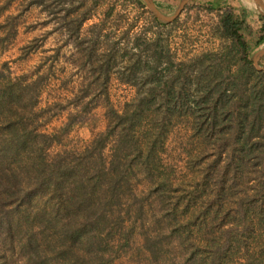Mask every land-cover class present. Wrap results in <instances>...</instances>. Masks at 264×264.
<instances>
[{
	"label": "rangeland",
	"instance_id": "374dc122",
	"mask_svg": "<svg viewBox=\"0 0 264 264\" xmlns=\"http://www.w3.org/2000/svg\"><path fill=\"white\" fill-rule=\"evenodd\" d=\"M78 1L50 5L44 11L35 5L25 9L22 0H13L8 10L0 12V24L7 14L17 15L12 19L15 28L8 25L5 30L1 69L16 79L26 75L36 80L25 88L27 95L20 101L21 110L28 115L25 123L40 132L58 133V141L50 142L45 155L49 161L60 157L62 164L74 166L76 180L102 164L95 153L88 156L83 151L97 133L104 131L108 107L121 110L135 96V88L120 82L115 73L107 82V100L95 94L100 88L97 75L84 64L81 39L70 35L65 26L72 16L65 17V10ZM96 1L93 16L81 27V36H89V27L100 23L103 49L132 24L130 35L143 28L156 30L151 22L153 15L142 0L144 6L136 0ZM180 1L157 0V5L170 15ZM245 1L188 0L174 24L163 28L170 31L175 58L216 49L220 41L211 35V28L218 10L232 9L249 25L244 35L252 59L264 46V42H256L262 34L259 30L264 29V18L251 0ZM5 2L0 0V5ZM90 2L85 0L84 6ZM260 7L264 9V0ZM109 8L112 15L105 19ZM258 64L264 67V55ZM84 89L92 93L78 102L75 96ZM34 92L38 93L35 107L31 106ZM190 132L185 123L171 130L155 160L158 162L150 165L149 175L137 172L129 179L118 178L116 183L101 177L102 191L99 195L97 192L103 203L101 217L90 221L76 213L55 216V198L47 186L37 187L41 182L46 185V175L36 177L28 170L19 171L7 188L11 170L8 164L0 163V264H264V216L257 219L253 214L263 205L260 196L249 197L256 192L255 183L233 181L230 173L224 175V157H217L211 147L199 154ZM111 151L107 146L103 152L107 165ZM214 160L218 165L213 167ZM131 164L138 168L134 161ZM12 165L18 170L16 163ZM109 183L115 192L107 188ZM32 193L36 195L26 197ZM22 199L23 217H19L16 205ZM7 215L18 225L10 228ZM70 224L88 229L89 238L73 240L65 236V230L73 227ZM24 242H31L30 246H22Z\"/></svg>",
	"mask_w": 264,
	"mask_h": 264
},
{
	"label": "trees",
	"instance_id": "16d2710c",
	"mask_svg": "<svg viewBox=\"0 0 264 264\" xmlns=\"http://www.w3.org/2000/svg\"><path fill=\"white\" fill-rule=\"evenodd\" d=\"M12 1L6 0L0 5V12L8 10ZM136 1L144 6L141 0ZM22 2L25 9L35 5L48 11L50 5L71 4L76 0ZM84 5L85 0H79L76 6L65 10V17L72 15L65 26L70 35L81 39L84 64L94 69L97 75L95 79L99 80L100 88L95 94L103 95L107 100V82L115 73L120 82L135 88V96L121 110L111 105L108 107L104 131L97 133L83 151L88 156L95 153L102 164L96 171H87L76 180L78 174L74 166L62 164L60 157L49 161L45 155L50 142L58 141V133L40 132L25 123L28 115L24 109L21 110L20 101L27 95L25 88L34 85L36 80L28 79L26 75L16 79L9 72L5 74L0 67V163L8 164L7 168L11 170L6 187L12 186L19 171L25 173L28 170L36 177L46 175V185L41 182L37 187L47 186L55 198V216L70 214L71 217L72 213H76L87 221L97 219L101 217L103 204L98 199L102 191L99 190L102 187L99 179L106 177L116 183L118 178L129 179L137 172L149 175L150 165L158 162L155 160L171 130L179 123H185L191 131L190 137L198 143L196 149H199V154L211 147L217 157H224V175L230 173L229 178L233 181L242 179V182L255 183L256 192L249 197L260 196L263 206L257 207L253 214L257 219L259 215L264 216V70L253 65L249 43L244 35V31L249 30L245 18L232 9H219L211 28V35L220 41L219 46L176 59L170 45V31L164 32L163 28L174 24L177 19L164 23L152 16L155 31L143 28L130 35L132 24L119 37L107 42V47L103 49L100 23L89 27V36H81V27L93 16L92 10L97 1L91 0L89 6ZM81 6L84 8L79 11ZM104 15L105 19L110 17L112 8ZM16 17L7 14L0 24L3 29L0 48L6 40L7 26L15 28L12 19ZM71 22L72 28L69 27ZM260 32L257 44L264 42V29L261 28ZM91 93V90L84 89L75 96V100L80 102ZM33 94L35 100L31 106L35 107L38 93ZM87 105L88 102L85 104L88 110ZM32 111L33 108L28 110L29 113ZM65 128L69 130L68 123ZM107 146L112 147L109 165L103 157ZM131 161L138 168H133ZM11 162L17 164L18 170ZM213 163L216 164L213 167L218 165L217 160ZM221 179L225 177L221 176ZM107 188L112 192L116 190L111 183L107 184ZM33 195L36 194H26V197ZM22 205L23 199L16 205L19 217H23L20 211ZM8 217L10 228L18 225L17 221L15 224ZM72 226L65 230V236L73 240L89 238L88 229L78 224ZM30 243L24 242L22 246L29 247Z\"/></svg>",
	"mask_w": 264,
	"mask_h": 264
},
{
	"label": "water",
	"instance_id": "95a60500",
	"mask_svg": "<svg viewBox=\"0 0 264 264\" xmlns=\"http://www.w3.org/2000/svg\"><path fill=\"white\" fill-rule=\"evenodd\" d=\"M146 6L149 8L151 11L152 15L156 17L159 21L161 22H171L173 21L178 15L181 13V11L184 9L185 4L187 3L188 0H181L179 4L177 5L176 9L174 12L170 15L164 14L161 12L154 4L153 0H142ZM252 4L256 7L259 8L261 6V0H251ZM261 15L264 16L263 11H259ZM264 55V46H262L253 56L252 60L254 63V66L259 69V70H264V67L260 66L258 64L259 58Z\"/></svg>",
	"mask_w": 264,
	"mask_h": 264
},
{
	"label": "crops",
	"instance_id": "0c3cea01",
	"mask_svg": "<svg viewBox=\"0 0 264 264\" xmlns=\"http://www.w3.org/2000/svg\"><path fill=\"white\" fill-rule=\"evenodd\" d=\"M195 1H199V0H195ZM201 1V0H200ZM153 2H154V4H155V6L160 10V8L158 7V5H157V0H153ZM214 2H215V0H214ZM198 3V2H197ZM216 3V2H215ZM213 5H214V3H213Z\"/></svg>",
	"mask_w": 264,
	"mask_h": 264
},
{
	"label": "bare ground",
	"instance_id": "6f19581e",
	"mask_svg": "<svg viewBox=\"0 0 264 264\" xmlns=\"http://www.w3.org/2000/svg\"><path fill=\"white\" fill-rule=\"evenodd\" d=\"M246 1H247V0H246ZM246 1H245V2H246ZM258 11H263V12H264V9L261 8V7H259V8H258Z\"/></svg>",
	"mask_w": 264,
	"mask_h": 264
}]
</instances>
